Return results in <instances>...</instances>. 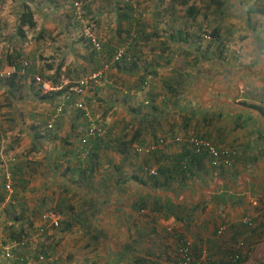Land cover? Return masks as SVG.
<instances>
[{
  "label": "crops",
  "instance_id": "obj_1",
  "mask_svg": "<svg viewBox=\"0 0 264 264\" xmlns=\"http://www.w3.org/2000/svg\"><path fill=\"white\" fill-rule=\"evenodd\" d=\"M3 1L2 28L17 14V8L12 10L9 3L18 4L14 0H0V4ZM45 3L48 7L39 14L37 7L43 5L39 0L23 1L22 5L31 12L34 26L56 28V38L71 31L66 32L68 28L60 24L67 16H59L58 9L59 5L67 3L71 6L72 0H46ZM93 3L88 5L97 16V35L113 37L109 46L112 42L116 44L114 49L121 46L130 58L127 63L133 61V64L127 70L122 66L110 70L111 58L102 63L108 67L102 81L91 94L82 98L89 111L101 104L104 124H109L113 112H120L117 121L108 127L111 130L117 126L121 130L119 137L113 136L115 141L127 138L122 131L127 125L121 118L129 117L127 122H132L133 118L137 123L143 120L145 126L147 120L149 126L142 138L149 137L151 132L166 135L165 144L156 149H169L164 156L170 157L180 146L169 142V134L185 135L193 131L214 144L234 149V166L225 170L224 178L215 177L202 187L191 185L177 194L140 186L132 179L133 176L144 179L141 172L135 173L137 168L134 174L120 179L118 169L127 161L122 155L117 156L121 153H107V149H98L95 141L89 140L87 154L78 155V144L86 127L80 112L65 110L55 119L52 129L46 130L58 93L47 95V99H39L27 89L21 93L27 73L14 74L17 84L12 90L5 80L12 65L8 62L2 67L0 64V201L2 165H5L11 172L13 192L23 203L12 210L1 208L0 219L8 227L19 228L21 217L16 213L14 217L16 208L25 210L26 214L35 201L42 203L54 186L64 192L61 183H67L77 186H72L73 193L84 204L98 208V218L82 224L99 230L97 239L89 237V242L97 244V249L85 253L80 263L72 257L73 261L66 264H174V247L172 252L166 253L167 241L173 245L168 230L180 232L190 243L194 255L207 252L211 264H221L239 241L244 244L240 264H264V21L246 25L249 20H264V0H216L213 3L205 0H98L95 6ZM217 9H222L221 13ZM70 15L74 21L72 9ZM66 25L70 26V22ZM210 33L215 36H209ZM204 34L210 39L204 40ZM45 45L52 48L49 43ZM54 46L57 50L56 43ZM102 46L105 47V43ZM35 57L29 56L32 68L33 62L37 63ZM75 57L71 66L60 62L42 67L45 74L56 78L57 85H61L82 71L77 65L97 64V61ZM161 70L166 79L158 74ZM146 81L155 84L154 87L145 89L142 84ZM140 82L142 84L137 85ZM126 90L131 95L129 98L124 96ZM116 92L122 100L114 97ZM139 97L142 104L146 98L155 99L159 111L139 115L136 102ZM252 106L258 110L251 109ZM188 113L191 116L186 119ZM174 118L180 121L171 128ZM109 136L112 137L110 132ZM112 157L116 158L118 166L114 165ZM10 158L15 162H9ZM61 159H65L66 164L59 170ZM143 194L159 200L164 209L179 206L192 214V218L195 215L197 221L193 218L194 224L184 225L173 217L141 220L132 204ZM69 209L72 208L69 206ZM239 214L247 215L250 227L238 225ZM221 218L227 223H218ZM219 225L225 228L216 236ZM141 231L154 236L140 234Z\"/></svg>",
  "mask_w": 264,
  "mask_h": 264
},
{
  "label": "rangeland",
  "instance_id": "obj_2",
  "mask_svg": "<svg viewBox=\"0 0 264 264\" xmlns=\"http://www.w3.org/2000/svg\"><path fill=\"white\" fill-rule=\"evenodd\" d=\"M15 1H17L16 3H18V4H16V5L13 4V6H12V4L9 3L8 7H10L14 11L17 8L16 16H14V18L11 21L5 22L3 28L0 27V54H1L0 64H1V67H2V64L5 65L8 62H11L10 64H12V65H16L19 62L25 61L28 64L29 68L26 71V73L29 75L26 77L27 81L25 83V87L23 86V88L22 87L20 88L21 93L22 92L24 93L25 89H27L28 91H31L33 94L36 93L35 96L37 98L43 96L41 93H39L37 88L32 83L31 77H32L33 73L39 74L47 80L50 79L49 81L53 85H57L58 84L56 82L57 79L53 78V76L49 77L47 74H45V71L43 69L44 67H42V66L48 65V63L51 64L52 66H55V64L60 63V62H64L67 66H71V63L73 61H76L75 56H77V57L80 56V57L86 58V53H87L88 49L86 50L84 45H86L88 43V40L86 37V34H88V33L95 36L101 45L105 43V45L109 49H111L110 55H109L110 58H111V55L114 53V51H116V50L123 51L121 46L114 49V47L116 45V44H114L115 42L114 43L112 42L111 43L112 46H109V43L111 40H113V37H106V36L97 35V31H98V27H97L98 26V20L96 19L97 16L93 15L94 13L88 4H91L94 2L93 5L95 6L98 0H72L71 6L68 3L66 5H61V6L59 5L58 11H60V12L58 13V15L60 16V14H65L67 16V20H68L67 21L65 19H62L63 22L60 24H62V25L64 24L68 28L66 32H68L69 29L71 31H69L67 34L61 33V36H59L58 38H56L57 37V33H55L56 28H53V27L42 28L41 26L35 25L31 29H27L25 26H21L19 23L20 17L18 18V15L20 14V11L22 10V7H23L22 4H23L24 0H14L13 2H15ZM35 1H38V0H35ZM45 1L46 0H39V2L41 4H43V5H40L41 6L40 8L37 7L39 14H42L41 10L43 8L46 9L48 7V5H47V3H45ZM205 1L209 2V3H213V1H216V0H205ZM219 1H222V0H219ZM241 1L244 2L245 0H241ZM74 2L78 3V5L80 7V9H79L80 20H76V17L74 18V12H73V18H74L73 20L74 21H72L70 13H71V9L74 10V8H73ZM1 4H0V12L3 9L2 7L4 6L3 5L4 1ZM8 7H7V10H8ZM221 10L222 9H217V11L219 13H221ZM240 10L243 11L242 7H240ZM42 21H47V20L42 19ZM51 21H53V20H51ZM263 21L264 20L260 19V18L257 20H249V22L248 21L246 22V25H250V26L256 25V24H259ZM47 22L49 24L53 25V23H51L50 21H47ZM66 22H70V26L66 25ZM35 23H36V21H35ZM54 24H56V23H54ZM57 26L58 25H56V27ZM18 28L20 29L22 35L17 30ZM228 31H230V30H228ZM52 41L54 43H51ZM47 43L52 45V48L45 45ZM55 43L57 44V50L54 46ZM8 50H11V52H8ZM30 55L31 56L36 55L34 61H36L37 63L35 64L33 62V66H34L33 68H32L31 63H30L31 62L30 61L31 59L29 58ZM47 57L49 58L48 61H47ZM105 57H106V55H105ZM105 57L103 56V58H105ZM95 61H98V63L96 65H95V63H93L91 65H84V64L77 65V66H79L78 68H80L82 71L78 72L71 80L69 79L70 82H67V83L72 84V83L76 82L80 76H84L87 73L93 72V70L98 69L101 66V64L103 63L102 61H99V59L98 60L94 59L90 62H95ZM107 61H109V59ZM108 65H109L108 67H110L109 68L110 70L115 67V65L113 63H110V64L108 63ZM127 65H129V64H126V66H124L123 68L127 69V67H128ZM120 66H123V65H120ZM32 69L34 70L33 72L30 71ZM158 74L164 78L166 76L165 72H163L162 70L160 72H158ZM142 82H140L137 85H141ZM154 85L155 84L147 83V81H146V84H143L142 86L145 89L150 90L152 87H154ZM137 87H139V86H137ZM14 88H15V86H14ZM91 91H93V89ZM91 91H89L88 93L91 94ZM57 93L58 92L53 93V95L57 94ZM114 97L119 99V100H122V99H120L118 93H116V95H114ZM141 101H142V99H140V97L136 100V102L139 105V108H137V113L139 115L145 116L147 114V112L150 113L151 111H150V109L144 108V106L141 104ZM153 101H154V104L159 105V104H157V101L155 99H153ZM84 104H87V103L84 102ZM100 105L101 104H98L96 106L97 108L93 107L96 110L91 109V112L89 111L91 121L95 125H97L98 127L102 128V129L105 128L106 131L108 130L112 137H110L108 135L107 138L110 139L111 141L112 140L114 141L115 139L113 138V136L115 138L119 137L122 134V132L120 129L117 128V126L112 127L111 130L108 127H109V124L111 126H113V123L117 121L116 119H118L121 114L119 111L113 112L111 114V117L109 118V124H104V123H102V122H104L103 120L105 118L103 115L104 109ZM87 107H88V110H90L89 106H87ZM151 114H153V113H151ZM120 120L124 124L127 125L126 128L122 129V131H124V133L127 134V138L125 141H127L129 139V137H131L132 132L136 131L139 126H140V128H143V129L146 128L145 124H143V120H142V122L138 121V123L136 122V119H133V118H132V122H127L128 120H130L129 117L126 120H124V118H121ZM179 121H180L179 118H174V120L171 121L170 127L171 128L174 127V125H175L174 123H178ZM86 125H87V122H86ZM146 125L149 126L147 120H146ZM189 133H193V131L189 132ZM161 135L162 134L159 133L157 136H161ZM104 139L102 141H104ZM142 140L143 141H149L150 139L149 138H142ZM181 140L182 139H180V141ZM178 141L179 140H174L173 142L176 143ZM144 144H146L148 146L151 144V142H149V143L144 142ZM78 146H79L78 155L80 156V155H82L83 147L80 144H78ZM46 147H48V146L46 145ZM111 148H108L107 149L108 151H106V152L107 153L113 152V151H111ZM156 149L157 148L151 149V148L146 147V148H141V150L139 152H136L132 148V146H130L128 151H127L128 153L125 154L123 152L122 154H117L118 157H120L122 155L123 158L127 160V161H123L121 166L118 169L120 171L119 173L121 174V177H122V178L120 177V179L124 180L129 175L134 174L133 172L136 171V168H137V172H135V173L139 174L138 168L139 167L140 168L145 167L144 165H149L148 168H153V167H151V166H154V164H155V161L152 162L153 158L156 157V155L158 154L159 151L163 154L170 152L169 149H167L165 151L163 149H158L157 150L158 152L156 151L157 154H153V156H152L151 152L153 150H156ZM112 159L115 161L116 158L112 157ZM112 159H111V162H114ZM61 160H60L61 163L59 165V170L63 169L64 163L66 164L65 159H61ZM147 160H149V161H147ZM14 162H15V160H14ZM115 163L116 164H114V165L118 166L117 161H115ZM142 177L144 178L145 176H142ZM65 182H66V179H65ZM69 184H71V183H69ZM12 186H13V182H12ZM72 186L77 188L76 185L68 186L67 183H65V184L61 183V189H63L64 192L62 190H60L58 186H54L53 189H51L49 191V193L43 197L44 200L42 201V203H38L39 200L35 201V203L32 202V203H34V206H31L30 207L31 210H28V213H26V214L24 213L25 210L22 212L19 208H16V210L14 211V215L16 213V215L19 218L21 217L20 218V221H21L20 227L24 228V229H28V223L30 221L32 222V220H34V222H35V220L39 214H41L45 211H51V210L52 211H54V210L58 211V214L60 216V224H59L58 229L54 231V233L51 235V238L48 241H43L42 244L38 246V248L40 250H42L44 255H46V257L48 258L43 264H66V261L68 263L73 261L72 257L75 258V262L79 261V263H80V262H82L80 260L82 259L83 255L85 253H87L88 251H95L97 249L96 248L97 244H91L89 242V237L92 238L95 236L97 239L99 229L98 228H92L90 226L84 227V224H82V223L87 222L88 220H94V219L98 218L99 210L93 204H90V203L84 204L83 201L81 200V198L78 195L73 193V190H72L73 187ZM2 192H3V190H2ZM56 193H58V194L56 195ZM0 202L4 203L3 205L0 206V209L3 208V210L4 209L12 210L15 207H17V205H19L20 202L23 203L21 200H18L16 198L15 192H13V196L9 202H4V198H3V194H2V199ZM36 204H38V205H36ZM69 206L72 208L71 210L69 209ZM72 210H74L75 213ZM17 211H19V214ZM90 212L92 214H90ZM3 213H5V211ZM16 215L14 217H17ZM138 215L141 216L140 217V218H142L141 220H145V221L150 220V216L147 215V211H145V210L140 211V213H138ZM191 215L192 214H190L189 219L191 220V223L194 224L193 218L196 221H197V218L195 217V215L192 218ZM4 217H6L5 214H4ZM156 217L159 219H162V217H159V216H156ZM246 217H247V215L245 216L244 214H239L238 218H239L240 222L238 221V225H240V226L243 225L241 223V221H242V219H244ZM247 219H248V217H247ZM226 221L223 218H221V220L218 223H221V224H223L224 222L227 223ZM191 223H190V225H192ZM7 225L8 224L4 223V220L2 222V219H0V264H20L18 262H14L13 260H8L7 258L4 257V252H5L4 249L9 248L11 246L10 243L13 240V239H11L12 233L16 232L19 229V228H15L13 226L8 227ZM65 225H67V226H65ZM243 226H245V225H243ZM245 227H247V226H245ZM145 233L146 232L142 233V231H141L140 234H145ZM146 234L150 235L151 237L154 236L151 233H146ZM84 236H85V238H84ZM235 244L233 245V247L235 246ZM167 245H169V246H168V250L166 251V253L168 251L172 252L173 245L170 244L169 240L167 241ZM92 247H94V249ZM170 252L168 253L169 256L171 255ZM19 253H23V254L29 255V256L32 255V251L29 250L28 248L20 250ZM152 256H154V255H152Z\"/></svg>",
  "mask_w": 264,
  "mask_h": 264
},
{
  "label": "built area",
  "instance_id": "obj_3",
  "mask_svg": "<svg viewBox=\"0 0 264 264\" xmlns=\"http://www.w3.org/2000/svg\"><path fill=\"white\" fill-rule=\"evenodd\" d=\"M73 12L74 18L80 20L79 15V5L78 3H73ZM87 40L94 50L100 49V43L97 41L96 37L92 34H86ZM204 40H209L210 37L207 34L202 36ZM124 52L121 50H116L111 56V63H116L122 61V56ZM127 60V58H126ZM28 64L25 61L19 62L16 65H10L9 70L6 73V76L14 75L18 73L19 75H24L28 70ZM107 65H103L96 71L88 73L84 76H81L77 79L76 82L72 84H61L53 85L49 80L45 79L39 74H34L31 77L32 83L36 86L39 93L42 95H51L58 92V100L56 106L53 110V114L50 116L49 121L46 123V129L51 130L55 122V119L60 116L65 110L73 109L82 114L83 118L87 121L85 127L84 136L80 139V145L83 147L82 155H86L88 151V141L96 140L102 141L105 137V132L100 127L96 126L90 119L89 110L84 104L82 98L86 93L91 91L94 86L98 85L107 71ZM190 149H193L195 155H199L200 152H205L209 158V165L213 168H222L229 169L232 167L235 161L236 151L234 149H221L216 147L211 142L203 138H193L192 136L184 137L182 140ZM163 142L159 140L157 146L148 145L147 148H157L161 147ZM133 149L136 152L141 150L140 146H134ZM9 162L13 163L14 159H9ZM2 190L4 202H9L13 196V186L10 170L2 165ZM142 173L145 176L155 175V168H146L142 167ZM3 202H0V206L3 205ZM32 220V224L25 229L21 237L16 240L13 239L10 243V247L4 249V257L8 260H13L20 264H43L48 258L42 250L38 248L42 244L46 236L52 235L55 230L58 229L60 224V216L54 211H45L39 214L35 220ZM241 223L247 227H250V220L247 218L242 219ZM224 225H219L215 230V235L219 236L223 230ZM168 234L171 237V241L174 245V264H209V261L206 258V252L202 251L197 258L193 259L190 252V243L182 238L178 232H172L168 230ZM29 249L32 251V255H25L19 253L22 249ZM244 249V244L242 242H237L232 249V253L228 257V261L231 264H240L241 251Z\"/></svg>",
  "mask_w": 264,
  "mask_h": 264
},
{
  "label": "trees",
  "instance_id": "obj_4",
  "mask_svg": "<svg viewBox=\"0 0 264 264\" xmlns=\"http://www.w3.org/2000/svg\"><path fill=\"white\" fill-rule=\"evenodd\" d=\"M72 14H73V10H72ZM19 23L21 26H25L27 29H31L34 27V22L32 21L31 12L24 5L22 7V13H21L20 18H19ZM17 30L22 35L20 29L18 28ZM209 36L212 37V36H215V34L210 33ZM84 47L86 48V50L88 49V51L86 53V59H88L89 62L94 60V59H97V60L99 59V61H102L105 64V63H107V60L110 59L109 55H110L111 49H109L107 46L103 47L100 44V49L94 50L88 41V43L86 45H84ZM105 55H106V57H105ZM103 56L105 58H103ZM83 58H85V57H83ZM122 58H123L122 61L116 62L113 64L116 67L120 66V65H123L122 67H124V66H126V64H129L127 66L130 67V65L133 64V61H131V63L130 62L127 63V61H130V58L127 57L125 54H123ZM126 58H127V61H126ZM9 63H11V62H9ZM97 63H98V61H97ZM102 65L100 67H102ZM127 69H128V67H127ZM127 69H124V70H127ZM95 70H97V69H95ZM95 70H93V71H95ZM5 80H6L7 86L12 88V90H14V86L17 84V79L15 78V76L12 74V75L8 76ZM98 85L94 86L93 89H95ZM126 93H127V95L124 94V96H127V97L131 96L130 94H128V90H126ZM34 94L36 95V93H34ZM58 95H59V93H58ZM47 98H48L47 95H43V96L39 97V99H47ZM142 105L144 106V108L150 109L151 113H157L159 111L158 105L154 104V101L152 98H146L144 104H142ZM86 107H87V105H86ZM250 108L254 109L256 111L258 110L254 106H252ZM190 116H191V114L188 113V116L186 117V119H188ZM90 119H91V117H90ZM146 128H147V125H146ZM146 128L143 129V128H140V126H139L136 131L132 132L131 137H129V139L127 141H125V140H120V141H115V140L113 141L112 140L111 141L110 139L107 138V136L109 135V131L108 130L106 131L105 128H103V129L101 128L105 132V137H104L105 139H104V141L94 140L95 146L98 149H100V147H102L104 149H108V148L112 147L111 151L119 152L121 154L124 152L126 154V153H128L127 151H128L130 146H132V148L134 146H140L141 148L148 147L146 144H144V142L145 143L151 142L150 145L154 144L155 146H157V142L159 140H161L163 142V145L165 144L166 135L157 137V135L159 134L157 132H153V133L151 132L150 136L147 137L150 140L149 141H143L141 138L143 136H145L143 134L146 133ZM186 136H188V137L192 136L195 139L203 138V139H206L207 141H209L207 138H205L202 135H199L195 132H193V133L188 132L185 135H184V133L182 135H176V133L169 134L167 136V138H169V142H171V141L173 142L174 140H179L178 142H176L180 145L176 149L177 152L172 153L171 156L168 157V156H164L163 153H161V152H158V154H157L156 153L157 150L156 151L153 150L151 152L152 153L151 155L153 156V154H157L156 157L153 158V161H152V162L155 161V164H154V166L156 167L155 168V175L145 176L144 179L137 178V177L133 176L132 179L135 182H137L140 186L148 187V189H151L153 191L159 192V191L169 190V191H173L177 194L179 192L184 191L185 189L190 188L191 185L202 187V186L206 185V182L208 180H212L215 177L224 178L225 175L227 174L225 172L226 169H222V168L216 169V168L211 167L209 165V158L207 157L208 155L205 152H200L199 155H195L193 153V149H190V147L187 146L182 141V140H184V137H186ZM180 139H182V140L180 141ZM212 144H214V143H212ZM214 145L216 147L221 148V149H226V148L232 149L231 147H226V146H223L221 144H214ZM90 159H91V155H90ZM147 161H149V160H147ZM161 162H163V163H161ZM144 166L147 168L149 167V165H144ZM233 166H234V164L232 165V167ZM138 170H139V172H141V174H143L142 173V167L141 168L139 167ZM158 201L159 200L151 199L146 194H143V196L139 200H137L134 204H132V207H133L132 209L137 213H140V211H143V210L147 211V215L150 216V221H153V219H157L156 216H159V217H162L163 219L173 217V218H175V220L177 222L178 221L183 222L184 225H189L191 223V220L189 219L190 214H187L186 211H182V209L179 206H172V207L167 206V208L164 209V207L160 206ZM54 212L58 213V211H56V210H54ZM90 214H92V213L90 212ZM31 224H32V222L30 221L28 223V227ZM65 226H67V225H65ZM24 230H25L24 228L19 227V229L16 232L12 233L11 239L18 240L21 237ZM172 232H177V231L172 230ZM178 233L182 238L185 239V237H183V235L180 232H178ZM50 238H51V235L46 236L43 241H48ZM239 242H241V241H239ZM190 252L192 254L193 259L197 258V256L199 255V254L194 255L191 247H190ZM231 253H232V250L230 253L227 254L225 260L221 264H231L228 261V257L230 256ZM206 254H207L206 258L209 261V264H211L210 257H209L207 252H206ZM240 261H242L241 257H240ZM192 264H194V260H193Z\"/></svg>",
  "mask_w": 264,
  "mask_h": 264
},
{
  "label": "clouds",
  "instance_id": "obj_5",
  "mask_svg": "<svg viewBox=\"0 0 264 264\" xmlns=\"http://www.w3.org/2000/svg\"><path fill=\"white\" fill-rule=\"evenodd\" d=\"M8 77V76H7ZM145 176V175H144Z\"/></svg>",
  "mask_w": 264,
  "mask_h": 264
}]
</instances>
